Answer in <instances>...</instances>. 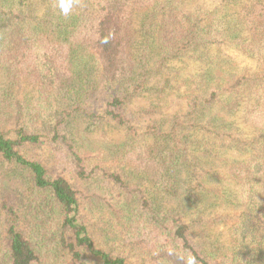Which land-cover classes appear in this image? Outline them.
Returning <instances> with one entry per match:
<instances>
[{
	"label": "trees",
	"instance_id": "trees-1",
	"mask_svg": "<svg viewBox=\"0 0 264 264\" xmlns=\"http://www.w3.org/2000/svg\"><path fill=\"white\" fill-rule=\"evenodd\" d=\"M0 264H264V0H0Z\"/></svg>",
	"mask_w": 264,
	"mask_h": 264
},
{
	"label": "rangeland",
	"instance_id": "rangeland-1",
	"mask_svg": "<svg viewBox=\"0 0 264 264\" xmlns=\"http://www.w3.org/2000/svg\"><path fill=\"white\" fill-rule=\"evenodd\" d=\"M223 60H226L229 67L232 69V60H234V66L244 67V66H251L252 63L247 58L237 54L233 53V51H226V53L222 57V62H225ZM225 68H228V66H224ZM199 66H196L192 62L189 61H181L176 64H174L171 67V70H168L162 75L163 78L169 77L168 74H172V71H178L183 72L186 75H192L198 72ZM162 80V79H161ZM162 84V83H161ZM183 90L179 93L172 92L171 97L168 101L167 108L163 110L164 114H168V117L171 113L175 112L179 107L182 106V100L184 99L185 95H183ZM105 94L98 93L93 100L88 102V108L91 111H94L96 116L90 117H82L81 124H77L76 132H78V136H76L79 141H81L84 144L83 150L91 151V150H97L96 148L107 143H118L123 138V130L120 129L118 126H116L113 123H109L106 120H102L100 116H103V112L106 108L105 105ZM146 107L149 109L148 102H143L141 100L133 102V104L128 106V111L126 113V118L130 120V123L133 126H136L138 128H142L145 126L144 124L149 123L153 118H160L158 116V113H153L151 118H149V114L146 113L143 108ZM151 111V110H150ZM226 121H232V117L226 118ZM87 128L90 135L84 132V130ZM82 138V139H81ZM63 147V146H62ZM65 150V148L63 147ZM62 149V150H63ZM51 154V152H50ZM63 154V153H62ZM54 169L57 172L66 175L69 177V174L67 173V165L63 167H56L54 166ZM216 184V183H215ZM217 187H221L220 184H216Z\"/></svg>",
	"mask_w": 264,
	"mask_h": 264
},
{
	"label": "clouds",
	"instance_id": "clouds-1",
	"mask_svg": "<svg viewBox=\"0 0 264 264\" xmlns=\"http://www.w3.org/2000/svg\"><path fill=\"white\" fill-rule=\"evenodd\" d=\"M61 8L63 9V11L65 12V13H67L68 12V7L67 6H65L63 3L61 4Z\"/></svg>",
	"mask_w": 264,
	"mask_h": 264
}]
</instances>
